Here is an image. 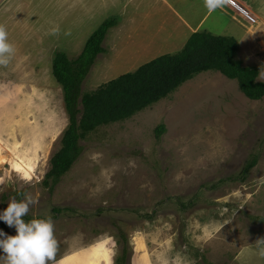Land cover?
Listing matches in <instances>:
<instances>
[{
	"label": "rangeland",
	"instance_id": "obj_1",
	"mask_svg": "<svg viewBox=\"0 0 264 264\" xmlns=\"http://www.w3.org/2000/svg\"><path fill=\"white\" fill-rule=\"evenodd\" d=\"M167 2L156 10L148 0H0L15 49L0 66V212L10 197L37 198L23 219L51 217L62 264H115L119 231L128 264H264L255 246L264 237V96L245 97L214 70L95 127L60 182L44 184L68 126L54 54L76 58L108 18L119 22L82 93L175 54L195 33L233 40L235 58L264 83V24H248L228 5L209 13L203 0ZM2 231L16 234L6 224Z\"/></svg>",
	"mask_w": 264,
	"mask_h": 264
},
{
	"label": "trees",
	"instance_id": "obj_2",
	"mask_svg": "<svg viewBox=\"0 0 264 264\" xmlns=\"http://www.w3.org/2000/svg\"><path fill=\"white\" fill-rule=\"evenodd\" d=\"M118 22L113 17L104 20L87 38L76 58L70 59L63 52L54 54L51 74L62 90L68 126L45 177L44 184L50 189L60 182L78 159L82 152L79 142L95 127L127 118L164 98L202 71L214 70L237 81L239 90L249 99L259 100L264 96V83L256 81L258 70L243 67L235 58L237 49L234 41L203 33L193 34L175 54L155 58L90 93H82V83L96 58L106 52L103 41L107 33ZM164 130V126L156 129L159 135ZM4 226L3 222L0 231ZM118 243L121 248L115 264H128V244L121 231L118 232Z\"/></svg>",
	"mask_w": 264,
	"mask_h": 264
},
{
	"label": "clouds",
	"instance_id": "obj_3",
	"mask_svg": "<svg viewBox=\"0 0 264 264\" xmlns=\"http://www.w3.org/2000/svg\"><path fill=\"white\" fill-rule=\"evenodd\" d=\"M230 0H203L209 13L229 4ZM59 26L53 27L51 35H59ZM69 33H66V35ZM15 52L14 46L8 42V32L0 24V66H7ZM39 201L30 194L23 199L10 197L6 209L0 212V221L14 228L15 235H7L0 231V264H62L57 259L59 242L54 234V222L51 217L33 218L27 222L23 219L31 206ZM258 255L264 257V237L255 242Z\"/></svg>",
	"mask_w": 264,
	"mask_h": 264
},
{
	"label": "crops",
	"instance_id": "obj_4",
	"mask_svg": "<svg viewBox=\"0 0 264 264\" xmlns=\"http://www.w3.org/2000/svg\"><path fill=\"white\" fill-rule=\"evenodd\" d=\"M148 1L150 3V6H154V8L156 10L159 6L158 2H162L165 5V7H167V5H168L167 0H148ZM238 1L241 4H243L247 9H249L250 12L257 17L256 21L259 22L260 24L259 25L254 24L255 26L259 27L260 25L264 24V7L262 5L258 4V6H256V8H255L254 4L251 3V0H249L251 4H247L246 0H238ZM183 2H186V0H183ZM138 5H140V4H138ZM251 5H252V9H251ZM124 7H125V3L122 5V8H124ZM169 8H172V7L169 6ZM253 11H255L256 14ZM257 27H255V28H257ZM252 29H254V27H252Z\"/></svg>",
	"mask_w": 264,
	"mask_h": 264
},
{
	"label": "built area",
	"instance_id": "obj_5",
	"mask_svg": "<svg viewBox=\"0 0 264 264\" xmlns=\"http://www.w3.org/2000/svg\"><path fill=\"white\" fill-rule=\"evenodd\" d=\"M229 8L236 10L248 24H255L256 19L253 18L245 9H243L239 4H237L234 0H230L229 4H227Z\"/></svg>",
	"mask_w": 264,
	"mask_h": 264
}]
</instances>
